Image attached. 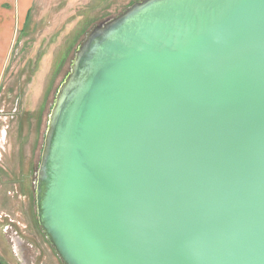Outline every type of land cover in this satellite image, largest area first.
Masks as SVG:
<instances>
[{"label":"water","instance_id":"1","mask_svg":"<svg viewBox=\"0 0 264 264\" xmlns=\"http://www.w3.org/2000/svg\"><path fill=\"white\" fill-rule=\"evenodd\" d=\"M36 201L63 264H264V0H142L94 26Z\"/></svg>","mask_w":264,"mask_h":264},{"label":"rangeland","instance_id":"2","mask_svg":"<svg viewBox=\"0 0 264 264\" xmlns=\"http://www.w3.org/2000/svg\"><path fill=\"white\" fill-rule=\"evenodd\" d=\"M140 1L34 2L33 12L20 38L24 46H16L12 53L4 76L3 86L7 89L0 94V112L4 108L6 114L10 112L7 116L0 115V132H6L5 141L12 153L18 149L20 153L22 148L26 156H31L38 144L42 151L48 116L57 90L70 71L75 51L94 26L120 15ZM7 119V125L5 123L3 127L2 122ZM30 206L26 201L24 216L14 221L19 223L15 226L21 237L34 245L33 251L38 257L34 259L35 264H63L37 226ZM10 210L8 213L12 217Z\"/></svg>","mask_w":264,"mask_h":264},{"label":"flooded vegetation","instance_id":"3","mask_svg":"<svg viewBox=\"0 0 264 264\" xmlns=\"http://www.w3.org/2000/svg\"><path fill=\"white\" fill-rule=\"evenodd\" d=\"M1 113L3 114L4 112ZM6 121L8 122V119ZM5 138L6 132L1 131L0 208H5L8 211L11 209L12 217L4 211L0 214V236L8 249V255L13 261H18L17 264H35L34 259L37 258V255L33 251V249L35 250L34 245L21 237L19 229L15 226L19 223L15 221L24 216L25 203L27 201L31 204V213L40 229L37 218L36 188L41 149L38 144L36 152L33 151L31 156H26L22 148H20V153L19 149L17 152L12 153Z\"/></svg>","mask_w":264,"mask_h":264},{"label":"crops","instance_id":"4","mask_svg":"<svg viewBox=\"0 0 264 264\" xmlns=\"http://www.w3.org/2000/svg\"><path fill=\"white\" fill-rule=\"evenodd\" d=\"M34 2L36 0H0V94L4 89H7L3 86L5 84V72L11 63V55L16 46L21 45L20 47H22L23 45L20 38L24 35L27 19L33 12ZM4 109L1 112H4L3 115L7 116L9 111L6 114ZM3 122L2 126L5 127L7 121ZM3 211L8 213L7 209L0 208V214ZM1 238L0 236V264H17L18 261H13L8 255V249Z\"/></svg>","mask_w":264,"mask_h":264}]
</instances>
